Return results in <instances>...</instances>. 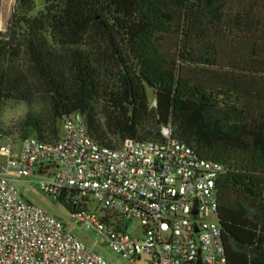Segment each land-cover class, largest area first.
<instances>
[{"label": "trees", "instance_id": "trees-1", "mask_svg": "<svg viewBox=\"0 0 264 264\" xmlns=\"http://www.w3.org/2000/svg\"><path fill=\"white\" fill-rule=\"evenodd\" d=\"M9 102L28 108L17 137L1 121ZM76 116L101 146L161 142L169 127L223 164L228 264H264V0H15L0 31V146L55 142Z\"/></svg>", "mask_w": 264, "mask_h": 264}, {"label": "built area", "instance_id": "built-area-1", "mask_svg": "<svg viewBox=\"0 0 264 264\" xmlns=\"http://www.w3.org/2000/svg\"><path fill=\"white\" fill-rule=\"evenodd\" d=\"M161 134V142L127 140L111 149L76 116L55 142L29 137L19 152L1 145L0 264H109L24 199L15 182L29 178L53 201L68 203L73 222L124 260L228 264L216 190L224 165L198 157L169 127Z\"/></svg>", "mask_w": 264, "mask_h": 264}, {"label": "rangeland", "instance_id": "rangeland-1", "mask_svg": "<svg viewBox=\"0 0 264 264\" xmlns=\"http://www.w3.org/2000/svg\"><path fill=\"white\" fill-rule=\"evenodd\" d=\"M2 2V3H1ZM15 0H0V20L3 24V27L0 28V31H5L7 22L12 14ZM44 0H37L39 7H42ZM28 112V108L24 103H13L9 102L6 104L5 110L2 114L1 121L3 127L6 131L13 129L14 137H17L15 128H18L20 121L24 119ZM4 144H10V141H3ZM13 144V143H12ZM13 150L15 152L20 151V145L13 144ZM0 162L2 158L0 157ZM11 176L14 177V173H11ZM36 179H22L15 182L16 187L20 190L25 200L32 203L39 209L43 210L45 213L61 221L68 232L78 238L83 242L86 247L94 248L93 250L96 253H99L109 264H148L150 259L147 256H144L142 259H139L136 263H131L128 260H124L119 257L117 254L112 252L104 244H97L99 238L94 235L92 232L88 231L86 228L77 225L73 222L72 216L69 209L62 203L58 201H53L50 197L44 194L40 189L38 184L35 183ZM93 208L98 209V204H95ZM132 230L138 232V224L133 222Z\"/></svg>", "mask_w": 264, "mask_h": 264}, {"label": "bare ground", "instance_id": "bare-ground-1", "mask_svg": "<svg viewBox=\"0 0 264 264\" xmlns=\"http://www.w3.org/2000/svg\"><path fill=\"white\" fill-rule=\"evenodd\" d=\"M1 3H2V2H1ZM0 16H1V15H0ZM1 27H3V24H2V22H1V20H0V28H1Z\"/></svg>", "mask_w": 264, "mask_h": 264}]
</instances>
